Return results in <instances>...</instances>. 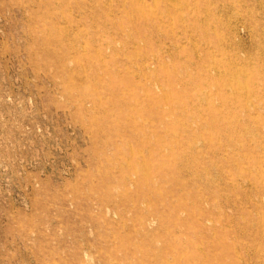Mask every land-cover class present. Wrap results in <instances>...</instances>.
Masks as SVG:
<instances>
[{
    "label": "rangeland",
    "instance_id": "obj_1",
    "mask_svg": "<svg viewBox=\"0 0 264 264\" xmlns=\"http://www.w3.org/2000/svg\"><path fill=\"white\" fill-rule=\"evenodd\" d=\"M0 264H264V0H0Z\"/></svg>",
    "mask_w": 264,
    "mask_h": 264
}]
</instances>
